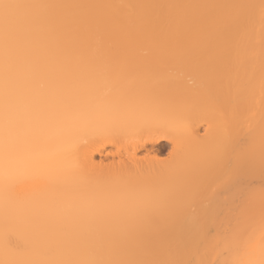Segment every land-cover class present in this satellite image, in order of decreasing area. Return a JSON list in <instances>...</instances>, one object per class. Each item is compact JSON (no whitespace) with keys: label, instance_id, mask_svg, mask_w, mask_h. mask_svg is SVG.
I'll list each match as a JSON object with an SVG mask.
<instances>
[{"label":"bare ground","instance_id":"6f19581e","mask_svg":"<svg viewBox=\"0 0 264 264\" xmlns=\"http://www.w3.org/2000/svg\"><path fill=\"white\" fill-rule=\"evenodd\" d=\"M0 264H264V0H0Z\"/></svg>","mask_w":264,"mask_h":264},{"label":"rangeland","instance_id":"374dc122","mask_svg":"<svg viewBox=\"0 0 264 264\" xmlns=\"http://www.w3.org/2000/svg\"><path fill=\"white\" fill-rule=\"evenodd\" d=\"M168 58H170V57H167L166 59H168ZM192 68L194 69V67H192ZM203 122H205V121H203ZM203 122L201 123V121H200V124L197 122V123L200 125V132H201V130H202L201 133L206 132V131H205V130H206V126L204 125L205 123H203ZM198 124H197V125H198ZM201 124H202V126H201ZM203 126H204V127H203ZM204 128H205V129H204ZM203 130H204V131H203ZM163 147H164V148H163ZM163 147L161 148L162 150H161L160 155H161L162 157L166 158V157L169 156V153H170V151L172 150V147H171L170 143H168V144L166 143ZM149 148H150V147H149ZM110 150H111V152H112V151L114 152V151H116V148H114L113 145H108V146H106L105 153L108 155L109 152H110ZM107 151H109V152H107ZM142 151H143V152H142ZM111 152H110V153H111ZM105 153L103 154V156L105 155ZM150 153H151V152H150ZM145 154H146V149L140 150L139 153H138V155L141 156V157L144 156ZM109 155H110V154H109ZM101 157H102V154H101V155H100V154H97V156H96L97 160H96V161H98V159L101 160V159H102ZM110 157H111V156H110ZM110 157H109V159L107 158L108 160H106V157L104 156V157H103V160H105V161H109V160L112 159V157H111V158H110ZM104 158H105V159H104ZM98 162H99V161H98ZM214 179H216V178H214ZM223 179H224V178H223ZM223 179H222V180H223ZM238 179L241 180L242 178H240V176H239ZM222 180H221V181H222ZM219 181H220V179H219ZM214 182H215V180H214ZM220 183H221V182H220ZM220 183H219V184H220ZM216 184H218V183H216ZM219 184H218V185H219ZM221 187H222V186H220V188H221ZM220 188H219V189H220ZM215 189H216V187H215ZM222 189H223V187H222ZM214 191H215V192H214ZM212 192H214L213 194L216 195V190H214V188H213V191H212ZM223 192H224V194H226V191H223ZM208 195L210 196L211 194H208ZM219 195H220V194H219ZM226 195H227V194H226ZM226 195H223V194H222L223 197H225ZM204 196H205V195H203V197H202L203 199H202V200H199V201H202V205H203V206L201 205V202H199V201H196V203H195V204H196V205H195L196 208H195L194 210L197 211V212H196L197 215L199 214V211L201 212V210H199L200 208L204 209V208H203V207H204V201H205V203H207V202H206V199L208 200V197H206L205 200H204ZM213 196H214V195H213ZM213 196H212V195L210 196V197H212V198L209 199L210 202H212L211 199L214 200V199L216 198V196H215L214 198H213ZM220 196H221V195H220ZM218 197H219V196H218ZM223 197H222V199H224ZM226 197H227V196H226ZM226 197H225V198H226ZM228 198H229V196H228ZM232 198H233V196H232ZM200 199H201V198H200ZM216 199H218V198H216ZM219 199H220V197H219ZM226 199H227V198H226ZM214 201H216V200H214ZM224 201H225V199H224ZM208 202H209V201H208ZM226 202H227V200H226ZM212 203H213V202H212ZM215 203H216V202H215ZM197 204H198V205H197ZM193 205H194V203L192 204V206H193ZM206 205H207V204H206ZM209 205H211V204H209ZM213 205H214V207L216 206L215 204H212V206H213ZM198 206H201V207H198ZM212 206H211V207H210V206H205V207H208V209L210 210V209L213 208ZM193 207H194V206H193ZM209 207H210V208H209ZM198 208H199V209H198ZM227 208H228V209H227ZM227 208H226V209H227L226 211H230V209H229L228 206H227ZM236 208H237V207H236ZM194 210H193L192 212H194ZM198 210H199V211H198ZM204 210H205V209H204ZM209 210H207V211H209ZM215 210H216V208H214V210L212 209V212L215 211ZM202 212H203V211H202ZM202 212H201V213H202ZM206 213H207V212H206ZM194 214H195V213H194ZM213 214L216 215V212H215V213H212V215H213ZM215 215H214V216H215ZM215 219H216V218H215ZM213 220H214V218H213ZM215 221H216V220H215Z\"/></svg>","mask_w":264,"mask_h":264},{"label":"snow or ice","instance_id":"6c2138e0","mask_svg":"<svg viewBox=\"0 0 264 264\" xmlns=\"http://www.w3.org/2000/svg\"><path fill=\"white\" fill-rule=\"evenodd\" d=\"M4 8H10V7H14L13 5H3Z\"/></svg>","mask_w":264,"mask_h":264}]
</instances>
